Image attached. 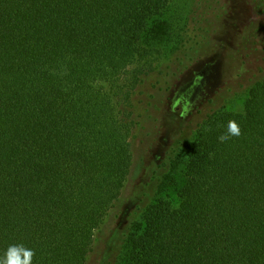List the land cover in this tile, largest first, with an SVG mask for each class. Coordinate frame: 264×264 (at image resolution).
<instances>
[{"label":"trees","instance_id":"1","mask_svg":"<svg viewBox=\"0 0 264 264\" xmlns=\"http://www.w3.org/2000/svg\"><path fill=\"white\" fill-rule=\"evenodd\" d=\"M171 1L0 0V258L22 244L32 264L86 263L131 172L132 94L174 34ZM247 2L260 22L240 47L243 72L181 150L171 138L141 219L122 232L126 264H264V0ZM205 6L214 20L222 0ZM162 103H148L154 123ZM230 120L241 133L221 141Z\"/></svg>","mask_w":264,"mask_h":264},{"label":"rangeland","instance_id":"2","mask_svg":"<svg viewBox=\"0 0 264 264\" xmlns=\"http://www.w3.org/2000/svg\"><path fill=\"white\" fill-rule=\"evenodd\" d=\"M207 2L172 0L165 11L164 17L173 26L174 34L168 41L155 45L158 48L153 49L152 58L158 59L153 63L154 71L144 77L132 94L136 125L130 139L131 172L115 206L95 231L93 249L85 264H126L122 232L130 220L141 219L152 195L151 173L171 138L180 136L181 150L208 112L201 111L205 103L217 97L228 81L243 72L240 47L260 22L259 17L247 0H222L221 13L212 20V12H205ZM194 33L196 39L192 40L190 35ZM160 92L162 95H158ZM230 93L233 99L229 105L233 110H240L245 89L236 83ZM159 100L163 101L162 109L158 113L159 121L154 123L156 111L149 110L147 117L146 110L149 102L155 104ZM184 151L177 155L179 163L184 161ZM157 183L154 180V187ZM175 191L174 186H169V196L174 199Z\"/></svg>","mask_w":264,"mask_h":264},{"label":"clouds","instance_id":"3","mask_svg":"<svg viewBox=\"0 0 264 264\" xmlns=\"http://www.w3.org/2000/svg\"><path fill=\"white\" fill-rule=\"evenodd\" d=\"M240 127L235 120H230L227 126V134L219 137L221 141L229 138V136H239ZM35 255L34 250L26 248L22 244L10 245L0 258V264H32Z\"/></svg>","mask_w":264,"mask_h":264}]
</instances>
